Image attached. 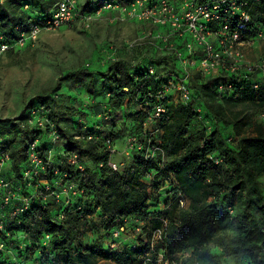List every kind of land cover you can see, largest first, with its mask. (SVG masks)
I'll use <instances>...</instances> for the list:
<instances>
[{
  "label": "trees",
  "instance_id": "16d2710c",
  "mask_svg": "<svg viewBox=\"0 0 264 264\" xmlns=\"http://www.w3.org/2000/svg\"><path fill=\"white\" fill-rule=\"evenodd\" d=\"M55 1L0 0V31L10 39L17 38L20 28L48 15ZM108 1L127 5L133 0H88L86 4L79 1V6L83 12L95 13ZM246 1L245 9L252 19L245 36L251 39L264 28V0ZM148 63L132 73L129 61L112 59L100 73L112 89L111 105L130 109L128 120L134 129L126 148L131 140L135 145L129 148L131 162L125 167L110 165L112 137L96 135L95 139L93 129L87 135L90 140L76 138L72 129L76 105L58 98L64 83L87 86L89 93L96 95V71L88 66L66 72L49 92L38 97L39 108L49 112L44 127L38 123L40 116L33 127L0 118V135L5 138L4 144L8 143L0 144V160L8 156L0 167V179L8 183V188H1L0 195L13 193L8 203L0 200V264H24L29 258L39 264H96L98 257L117 264H142L147 250L156 263L163 258L166 264H172L170 259L176 264H222L221 256L211 249L212 242L237 258L235 264H242L245 257L253 264H264V194L259 180L264 175V133L241 136L234 144L217 125L219 120L232 123L225 104H263L264 87L256 91L251 87L252 80L239 81L225 73L206 77L193 69L188 84L190 100L174 99L170 93L165 101L169 118L147 123L156 104L148 93L158 88L159 81L144 75L151 65L161 74L177 67L170 53L159 52ZM226 79L235 83L237 97L218 90L219 81ZM36 114L34 109L33 117ZM195 119L207 120L197 133L191 129ZM60 121L66 125L60 126ZM109 122L115 126L114 118L106 121L98 127L99 134L110 126ZM152 130H158L155 136L150 135ZM53 132L58 139H53ZM44 135L48 142L42 143ZM35 141L42 163L38 173L28 179L25 173L34 167L30 145ZM55 149H61V153L55 155ZM85 157L101 166L90 169ZM169 179L173 185L167 183L162 191L161 185ZM152 193L159 197V205L152 202ZM25 199H29L27 205ZM182 199L190 202L187 207L181 205ZM236 199L242 207L238 215L241 232L232 238L225 236L230 226L227 209ZM175 209H179L178 214L170 220V212ZM94 210L105 218V234L101 245L85 247L78 237L79 227L85 223L91 231L98 228L90 218ZM130 230L135 239H131ZM145 234L150 235L147 241L142 238ZM189 248L193 249L189 256L175 258Z\"/></svg>",
  "mask_w": 264,
  "mask_h": 264
},
{
  "label": "rangeland",
  "instance_id": "374dc122",
  "mask_svg": "<svg viewBox=\"0 0 264 264\" xmlns=\"http://www.w3.org/2000/svg\"><path fill=\"white\" fill-rule=\"evenodd\" d=\"M79 1L82 4L88 2V0ZM95 15L88 28L84 26L82 21H76L71 26L43 30L32 44L0 54V118L16 119L28 127L36 126L35 120L39 116L43 120L46 116L49 117L48 111L39 108L38 97L49 92L59 77L66 72L88 66L96 71V95H91L87 86L64 83L59 90L60 96L58 98H63V101L76 105L72 124V129L77 135L76 138L84 141L90 140L87 135L93 129L96 130L93 133L95 139L96 135L112 137L113 141L109 144L113 147L114 153L110 165L122 168L131 162V156L127 157L126 150V145L133 136L130 133L134 129L128 120L130 109L126 106L116 105L114 107L111 105L114 100L111 99L109 92L112 89L109 83L103 82L100 73L106 70L108 62L112 59L129 61L133 66L131 71L134 73L138 69L147 67L150 64L148 61L158 53L152 51L153 49L149 47L144 38L151 29L147 23L123 18L117 11H104ZM245 54L249 60H255L264 54V39H257L246 44ZM146 55L150 60L146 58ZM168 67L171 65L167 64ZM172 96L177 99L178 92L176 96L174 94ZM224 107L227 118L232 123L225 124L219 120L217 125L226 137L233 138L232 143H237L241 136L249 137L260 132L264 133V103L238 101L225 104ZM34 109L38 113V115L36 114L37 117H33ZM111 115L115 119V126L109 122L110 126L104 131L101 130L103 133L99 134L100 129L98 127L113 119ZM64 123V121H60L59 125H66ZM206 124L207 120L195 119L191 123L192 132L197 133ZM45 136L40 139V142H48ZM4 141L5 138L0 135V144L8 145L6 142L4 144ZM53 153L59 155L61 149H55ZM85 164L90 169L101 166V164H95L89 157H85ZM171 180H166L160 189L164 191L167 183L173 185ZM259 180L264 194V175ZM151 200L159 205V197L156 198L154 193L151 194ZM189 203V201L185 202V206L187 207ZM154 206L152 204L153 208H155ZM241 209L237 199L233 205L228 207L230 226L225 232V236L236 238L240 234L241 224L238 215ZM178 211L179 209H175L170 212V220L177 216ZM90 218L97 224L98 228L91 231L89 226L84 221L82 222L84 224L79 227L78 237L85 247L101 245L105 234L104 216L94 210L91 211ZM130 232L132 233L131 239H135L134 232L130 230L128 233L130 234ZM154 236L157 237L158 235ZM142 238L147 241L150 235L145 234ZM210 246L214 253L221 256L222 264H235L238 260L228 255L217 242H212ZM74 247H78V242H75ZM192 251V248L186 249L178 253L175 258L181 259L189 256ZM142 259V264H165L163 258H159L156 263L150 250L142 255ZM1 261L2 257H0V263ZM170 263L176 264V261L170 259ZM24 264H39V261L35 262L29 258ZM96 264L117 263L98 257ZM242 264L253 263L249 257H245L242 259Z\"/></svg>",
  "mask_w": 264,
  "mask_h": 264
},
{
  "label": "built area",
  "instance_id": "2783aa9c",
  "mask_svg": "<svg viewBox=\"0 0 264 264\" xmlns=\"http://www.w3.org/2000/svg\"><path fill=\"white\" fill-rule=\"evenodd\" d=\"M247 5L246 0H133L127 5L108 1L95 13H87L81 10L79 0H56L48 15L41 21H31L26 28H20L17 38L10 39L0 31V54L32 44L43 30L71 26L76 21H82L88 28L95 14L104 11H117L123 18L143 21L151 28L144 38L152 51L173 54L177 64L174 71L162 74L151 65L144 75V78L159 81L158 88L148 93L149 98L156 99V104L147 123L158 122L169 118L166 115L165 101L170 93L176 96L178 92L179 96L176 98L179 100H190L191 89L188 84L193 69L206 77H217L225 73L239 81L252 80L251 87L256 91L264 87V54L255 60L247 59L245 54L246 44L264 39V28L255 38H246L245 31L252 19L245 9ZM234 87L235 83L229 79L220 80L218 84L221 93L227 92L230 96L237 97ZM38 123L42 127L45 125L43 119H38ZM157 132L158 130H152L150 135L155 136ZM52 136L54 140L59 137L56 132ZM131 142L126 149L127 154L129 148L135 145L133 140ZM36 146L37 141L30 145L34 167L32 171L25 173V178L28 179L32 174L38 173V166L42 163ZM152 149L156 148L152 146ZM6 160L8 156L1 158L0 167ZM1 188H8V183L2 178ZM12 196L13 193L8 191L3 197L0 195V200L8 203ZM24 202L27 205L29 199ZM181 205H185L184 199L181 200ZM2 228L3 222L0 221V229ZM115 246L112 244V247ZM0 247H3L1 241Z\"/></svg>",
  "mask_w": 264,
  "mask_h": 264
}]
</instances>
